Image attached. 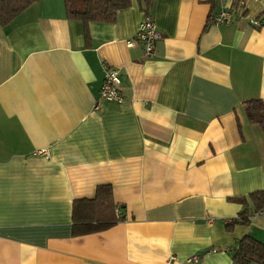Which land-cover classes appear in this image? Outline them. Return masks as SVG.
<instances>
[{
  "label": "crops",
  "instance_id": "crops-1",
  "mask_svg": "<svg viewBox=\"0 0 264 264\" xmlns=\"http://www.w3.org/2000/svg\"><path fill=\"white\" fill-rule=\"evenodd\" d=\"M140 1L112 24L69 20L63 0L0 23V264H236L243 237L264 243V215L227 225L264 190L242 108L264 102V0L219 26L213 0H151V57L130 46ZM105 67L121 104L100 100ZM98 186L123 219L73 235V202Z\"/></svg>",
  "mask_w": 264,
  "mask_h": 264
},
{
  "label": "trees",
  "instance_id": "trees-1",
  "mask_svg": "<svg viewBox=\"0 0 264 264\" xmlns=\"http://www.w3.org/2000/svg\"><path fill=\"white\" fill-rule=\"evenodd\" d=\"M36 1L38 0H0L1 25L9 24ZM63 1L67 19L79 21L83 26L90 23L112 24L116 20L117 13L128 9L131 4V0ZM150 2L151 0L140 1L141 10L147 17H150ZM245 13V11L242 12L244 16ZM235 14H238V11H235ZM242 108L248 122L257 125L264 135V102L259 99H250L243 102ZM234 201L243 205L244 208L235 219L227 222L228 226L247 225L253 216L264 215V190L253 192L245 198H237ZM121 209V206L113 204L111 188L98 186L92 200L81 199L73 202V235H88L109 229L123 219ZM230 253L236 264H264V243L250 236L243 237L234 248L230 249Z\"/></svg>",
  "mask_w": 264,
  "mask_h": 264
},
{
  "label": "built area",
  "instance_id": "built-area-1",
  "mask_svg": "<svg viewBox=\"0 0 264 264\" xmlns=\"http://www.w3.org/2000/svg\"><path fill=\"white\" fill-rule=\"evenodd\" d=\"M218 4V10L216 14L211 17L212 25H227L232 22L236 17L242 18V14L245 11L244 0H215ZM238 11V14H235ZM250 24L254 27H260L257 21H250ZM161 35L158 33L154 21L145 16L142 22L138 26V30L135 35V41L130 42L132 46L135 42H138L142 48L143 54L146 57L153 56L155 52V45L160 40ZM120 74L117 69L111 67L104 68L103 82L100 87L99 97L100 100L105 103L121 104L123 102V96L120 90ZM98 109V105L94 110ZM116 214L117 211H115ZM195 260L197 258H194Z\"/></svg>",
  "mask_w": 264,
  "mask_h": 264
}]
</instances>
